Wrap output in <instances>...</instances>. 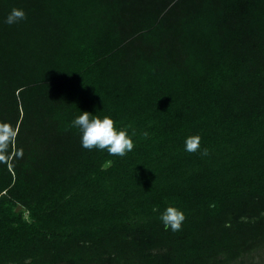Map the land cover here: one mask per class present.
Instances as JSON below:
<instances>
[{
    "label": "trees",
    "instance_id": "1",
    "mask_svg": "<svg viewBox=\"0 0 264 264\" xmlns=\"http://www.w3.org/2000/svg\"><path fill=\"white\" fill-rule=\"evenodd\" d=\"M0 138V264H264V0H0Z\"/></svg>",
    "mask_w": 264,
    "mask_h": 264
},
{
    "label": "clouds",
    "instance_id": "2",
    "mask_svg": "<svg viewBox=\"0 0 264 264\" xmlns=\"http://www.w3.org/2000/svg\"><path fill=\"white\" fill-rule=\"evenodd\" d=\"M26 19V14L22 9H12L7 15L5 22L14 24ZM73 127L80 133V143L85 149L107 150L110 155L123 157L134 148V143L126 129L117 128L113 118L109 115H94L89 111H80L72 121ZM7 138H0V150L6 146ZM200 149V137L198 135L189 136L185 140V150L196 152ZM208 150L203 149L201 155H207ZM160 220L165 230L173 232L181 230L185 215L180 209L169 206L160 215Z\"/></svg>",
    "mask_w": 264,
    "mask_h": 264
}]
</instances>
